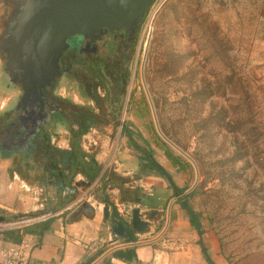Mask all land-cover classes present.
Here are the masks:
<instances>
[{
  "label": "rangeland",
  "instance_id": "374dc122",
  "mask_svg": "<svg viewBox=\"0 0 264 264\" xmlns=\"http://www.w3.org/2000/svg\"><path fill=\"white\" fill-rule=\"evenodd\" d=\"M262 2L157 0L138 26L119 120L111 122L103 104L105 124L95 134L86 135L104 142L91 147L94 153L111 141L109 153L116 155L121 169L140 158L133 142L172 177L183 195L193 187L197 171L189 204L200 215L203 234L199 241L215 264H264ZM210 37L214 39L211 43ZM213 47H219L221 57L212 54ZM172 61L174 67H170ZM237 88L241 95L233 101L228 94ZM203 89L213 95L202 100L197 93ZM242 97L248 98L249 108L243 104L236 109ZM75 102L86 105L77 97ZM220 112L226 118L222 126L203 129ZM228 119L244 124V129L252 128V135L244 139L242 131L233 133ZM160 133L179 144L174 145L187 157ZM237 141L243 150H236ZM23 189L26 200L19 204L27 209L11 214L39 218V223L50 220L56 207L54 191L27 184ZM1 199L5 201V196L0 197V212H5ZM37 210L40 213L33 216Z\"/></svg>",
  "mask_w": 264,
  "mask_h": 264
},
{
  "label": "crops",
  "instance_id": "0c3cea01",
  "mask_svg": "<svg viewBox=\"0 0 264 264\" xmlns=\"http://www.w3.org/2000/svg\"><path fill=\"white\" fill-rule=\"evenodd\" d=\"M262 3L264 16V0ZM4 108L5 96L0 95V114ZM93 140L83 136L57 142L59 153H50L47 162L35 172L19 173L0 166V197L5 196V201L1 199L5 212L0 215L5 214V220L22 217L11 214L15 210L26 211L19 204L26 200L24 185L54 191L56 207L52 218L24 231L31 240L30 260L38 264H128L114 253L130 249L136 255L131 264H206L199 236L181 208L182 195L146 166L141 155L134 165L121 169L116 155L109 153L111 141L105 149L94 153L91 147L104 142L99 138ZM172 201L169 226L160 239L113 251L101 259L118 246L156 239L164 230ZM134 211L148 224L142 234L131 226ZM37 213L40 212L35 211L33 216ZM116 223L124 230L122 236L114 232ZM19 240L17 232L5 233L0 236V248Z\"/></svg>",
  "mask_w": 264,
  "mask_h": 264
},
{
  "label": "flooded vegetation",
  "instance_id": "af4514ba",
  "mask_svg": "<svg viewBox=\"0 0 264 264\" xmlns=\"http://www.w3.org/2000/svg\"><path fill=\"white\" fill-rule=\"evenodd\" d=\"M22 9L20 0H0V95L6 100L0 114V166L19 173L39 170L50 153H59L57 142L101 130L103 104L117 123L138 36L137 27L94 40L70 38L55 68L47 58L45 77L24 78L29 40Z\"/></svg>",
  "mask_w": 264,
  "mask_h": 264
},
{
  "label": "water",
  "instance_id": "95a60500",
  "mask_svg": "<svg viewBox=\"0 0 264 264\" xmlns=\"http://www.w3.org/2000/svg\"><path fill=\"white\" fill-rule=\"evenodd\" d=\"M23 4L20 21L28 31L25 41V54L28 61L27 73L24 78L45 77L44 65L47 58L56 61L62 52L68 47L67 40L75 37L94 40L108 31L134 32L142 23L145 16L154 6L157 0H20ZM30 38V39H29ZM150 36L148 37V40ZM32 50V51H31ZM33 70V71H32ZM34 86V85H33ZM150 103L153 111L152 103ZM155 124L156 121H155ZM157 126V125H156ZM159 131V129L157 128ZM161 134V133H160ZM161 137L180 154L186 156L174 144L163 135ZM187 157V156H186ZM196 181L191 189L185 192L190 194L196 187ZM173 201L167 209V220L164 230L154 240L124 244L106 253L101 259L111 252L126 248H134L140 245H148L156 242L166 232L169 226L170 209ZM131 226L137 234L146 232L148 224L142 222L139 212L134 211ZM115 234L122 236L124 230L116 223ZM98 262L94 263L97 264Z\"/></svg>",
  "mask_w": 264,
  "mask_h": 264
},
{
  "label": "trees",
  "instance_id": "16d2710c",
  "mask_svg": "<svg viewBox=\"0 0 264 264\" xmlns=\"http://www.w3.org/2000/svg\"><path fill=\"white\" fill-rule=\"evenodd\" d=\"M211 37H213V36H211ZM211 37H210V40H209L210 42L209 43H211V42L214 41V39H212ZM212 54L215 55L216 57H221L222 56L219 47H213ZM168 63H169V61H168ZM166 67H169V64H166ZM170 67H174V61L171 62ZM231 77L233 78V76H231ZM231 77L228 78V81L232 80ZM241 91H242L241 88L240 89L237 88V89L233 90L232 92H230L228 95H230L233 98V101H235L236 100V97H238V96L241 95ZM197 94L202 95V97H201L202 100H206L210 96L213 95V92H209L207 89H203V91H201V92H199ZM240 100L241 101L238 104L239 106H237L236 109H238L239 107H244L243 104L245 105V107L249 108V105L247 103L248 102V98L247 97H242V98H240ZM153 103H154L155 108H156V106H157L156 101L153 100ZM220 114H222L223 118L220 116ZM220 114H218L212 120L208 121V122H211L212 123V125L210 127L209 126H206V127H203V129L205 128V130H210L214 126H216V127L222 126L221 124H223L226 121L225 112H220ZM204 125H206V124L204 123ZM227 125L230 127V129H231V131L233 133H238V131H242V134L241 135L244 136V139H247L249 137V135H252V128H250V129H246L245 128L244 129V124H241L240 122H238L236 120L233 122V119L232 120L228 119ZM162 128L163 127L161 126V130H162ZM128 135H129V138H130L131 137V134L128 133ZM165 136H167L166 133H165ZM173 143L177 147H180L179 144H177L176 142L173 141ZM131 146H133L134 149L136 150V152L141 155V159L145 162L146 166L153 168L160 175H162L163 178L165 179V181H167V183L169 184V186L171 188H173V190L178 195H182L180 197V199H179L181 208L184 211V213L186 214L191 228L196 232L197 236H199V237L202 236V234H203V228H202V225H201V222H200V215L198 213H196L193 210V208L191 207V205L189 204V198L192 196V193H190L188 195H183L182 191H180L175 186L172 177L156 161H154L149 156V154H147L144 150H141L133 142H131ZM243 149H244L243 148V144L241 145L237 141V149L236 150L241 151ZM183 150H184V148H183ZM167 156L169 158H172L173 157L169 153L167 154ZM234 158H236V157H234ZM174 162L177 163V160H174ZM26 232H27V230H25V233ZM198 244L202 248L203 257H204V260L206 261V264H215V263L212 262L211 259H209L208 255H207V252H206V249L203 248V245L200 243V241L198 242ZM114 256L117 259H119V260H121V261H123L125 263H128V264H131L132 261L135 260V257H136L134 251H132L130 249L118 251V252L114 253Z\"/></svg>",
  "mask_w": 264,
  "mask_h": 264
},
{
  "label": "built area",
  "instance_id": "2783aa9c",
  "mask_svg": "<svg viewBox=\"0 0 264 264\" xmlns=\"http://www.w3.org/2000/svg\"><path fill=\"white\" fill-rule=\"evenodd\" d=\"M39 221V218L32 217L5 220V217L0 215V236L8 232H17L20 238L18 243L0 248V264H38L30 260L31 240L24 231L25 226L33 225Z\"/></svg>",
  "mask_w": 264,
  "mask_h": 264
}]
</instances>
